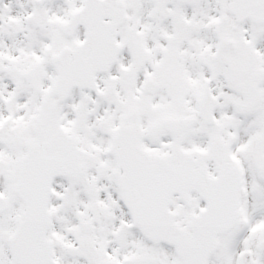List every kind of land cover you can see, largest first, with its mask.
I'll return each mask as SVG.
<instances>
[{
  "label": "snow or ice",
  "instance_id": "6c2138e0",
  "mask_svg": "<svg viewBox=\"0 0 264 264\" xmlns=\"http://www.w3.org/2000/svg\"><path fill=\"white\" fill-rule=\"evenodd\" d=\"M0 264H264V0H0Z\"/></svg>",
  "mask_w": 264,
  "mask_h": 264
}]
</instances>
